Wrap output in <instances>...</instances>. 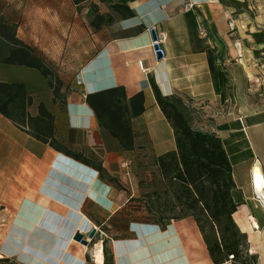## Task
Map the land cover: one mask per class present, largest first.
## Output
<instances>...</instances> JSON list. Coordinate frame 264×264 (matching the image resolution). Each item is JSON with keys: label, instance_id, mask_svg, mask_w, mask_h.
Listing matches in <instances>:
<instances>
[{"label": "crops", "instance_id": "1", "mask_svg": "<svg viewBox=\"0 0 264 264\" xmlns=\"http://www.w3.org/2000/svg\"><path fill=\"white\" fill-rule=\"evenodd\" d=\"M189 1L194 6L184 11ZM255 1L264 5V0ZM246 4L0 0V15L17 25L21 40L53 67L60 61L63 69L76 65L72 74H58L62 101L54 100L47 77L34 67L0 61V82L23 84L31 98L28 114L37 117L43 105L53 116L58 142L89 161L70 157L37 138L30 125L0 113V257L24 264H89L91 258L99 264L95 249L74 240L76 232L86 236L95 229L103 234L97 247L106 238L114 264H215L193 216L162 225L129 220L123 211L138 191V163L176 150L174 129L156 101L153 80L164 96L182 98L192 125L219 135L228 152L236 183L232 194L239 204L234 219L246 234L247 247L241 259L221 264H264V192L254 186L252 174L260 163L264 175V40H255L252 26L250 34L244 33ZM92 5L104 16L98 28L91 25ZM72 6L78 16L72 30L80 34L73 44L63 43V57L56 60L54 50L40 44L32 22L39 14L55 13L71 30ZM152 26L167 34L164 58L154 54ZM114 86H123L129 97L140 91L145 95L146 110L133 121V150L122 148L99 125L86 102L89 93Z\"/></svg>", "mask_w": 264, "mask_h": 264}, {"label": "trees", "instance_id": "2", "mask_svg": "<svg viewBox=\"0 0 264 264\" xmlns=\"http://www.w3.org/2000/svg\"><path fill=\"white\" fill-rule=\"evenodd\" d=\"M74 1L79 2V0ZM120 7L122 6H113L114 9ZM92 9L94 16L91 25L98 28L104 16L96 6L92 5ZM0 61L37 68L47 77L53 90L54 100L65 99V94L61 93L62 80L55 74L53 65L35 47L21 40L17 36V25L3 15H0ZM151 85L158 105L174 129L176 150L160 155L154 160L152 167H149L165 184V192L169 190L172 192L174 203L171 206L180 208V213L172 217L161 215L154 217L151 215L155 211L150 206V200L148 202L142 200L133 205L136 201L135 197L130 198L123 211L130 217L129 220L144 219L162 225L167 224L172 218L193 216L215 264L230 260V254L234 255L233 260L241 259L242 252L247 247V237L234 219V213L239 205L232 194L236 183L232 163L222 138L194 127L187 113V105L182 98L175 95L164 96L153 80ZM86 102L94 111L99 125L107 129L122 148L126 150L135 148L137 133L133 121L146 110L143 91L129 97L123 86H114L89 93ZM30 103L31 98L27 95L23 84L0 82V113L18 125H30L37 138L49 142L70 157L88 164L89 161L81 154L71 152L58 142L54 134L53 116L43 105L40 106L37 117L28 114ZM143 166L140 161L138 167L141 169ZM95 169L100 174L104 172L100 165ZM157 189L153 188L150 197L155 195L152 200L160 204V191ZM146 207L147 213L150 214L140 216L139 209ZM243 242L246 246L241 248ZM103 251L104 264H114L106 240H103ZM0 264L24 263L14 258L0 257Z\"/></svg>", "mask_w": 264, "mask_h": 264}, {"label": "rangeland", "instance_id": "3", "mask_svg": "<svg viewBox=\"0 0 264 264\" xmlns=\"http://www.w3.org/2000/svg\"><path fill=\"white\" fill-rule=\"evenodd\" d=\"M246 2L247 4L243 11L244 13L241 16L242 21L244 22L245 28H246L244 33L250 34L249 29L252 26L253 28L257 30V33L254 36L255 40H260V41L264 40V5L259 6V3L257 2L256 4L255 0H252V1L246 0ZM75 10L73 9V6H72V10L70 12L71 30L63 28V26L61 25L62 16H59L58 14H55V13L54 14H43V15L39 14L35 16V20H33L32 22V24L34 25V33L36 37L39 38L40 44L41 43L44 45L48 44L51 47V49L54 50L53 56L56 58V60L58 58L59 60H61L63 57L61 48L64 42L70 41L72 43L78 40V35L80 34V32L78 30H76V32L75 30H72L74 22L78 19V16H74ZM47 21H49V23H47ZM50 22H52L54 25L52 26ZM49 43L50 44L53 43V45H50ZM48 45L44 47H47ZM54 67H53V70L55 74H57L58 76V74H67V73L72 74V70H74L76 65L72 62V63H69V67L67 69H63L61 61H60V63L58 65L56 64ZM186 109L188 110L187 113L189 115V112H190L189 108L187 107ZM189 118L191 117L189 116ZM141 162L143 163L144 166L143 168L141 169L139 168V170H137L138 191H136V194L134 195L136 201L134 204L133 203L132 204L135 205L137 204V202H140L142 200L145 202H148V200H150L151 202L150 206L155 211L153 214H151L152 216L159 217L161 215V216H171L172 217V216L178 215L180 213V208L178 207L173 208L171 206L174 203L172 192L170 190L169 192H165L166 191L165 184L162 182L161 178L158 177V175H154L155 173H153L152 168H150L152 167V163L154 162V160L143 158ZM154 176L156 177L154 178ZM153 188L155 189L158 188L157 190L160 191V198H159L160 204L158 203L156 204L154 203V200H152L154 199L153 197H155V195H152V197H150V194L153 192L152 191ZM139 210L141 211L139 213L140 216H146L150 214L149 212L147 213L148 211L147 207L145 209H139ZM158 210L160 211L157 212ZM86 237L89 240V245H90L89 250L92 251L93 249L96 250L97 248H99V246L97 247L96 241L98 238L103 237V234H101L100 232H97L96 235L94 236L95 238H92V239L88 238V235H86ZM106 246L109 252L111 253L112 251L110 248L109 241L107 239H106ZM245 246L246 244L243 242L241 248ZM101 248L103 250V246ZM95 258H96V261L98 262L97 257ZM103 258L105 259L104 251H103ZM103 258H102V264H103ZM93 260L94 259L89 258V264H96L95 261Z\"/></svg>", "mask_w": 264, "mask_h": 264}, {"label": "built area", "instance_id": "4", "mask_svg": "<svg viewBox=\"0 0 264 264\" xmlns=\"http://www.w3.org/2000/svg\"><path fill=\"white\" fill-rule=\"evenodd\" d=\"M193 6H194V3L189 1V2L184 4L183 9H184V11H189L193 8ZM229 26H230L231 30L235 29V27H236L235 23L232 20L229 22ZM153 30L156 33V38L153 39V43H152V46L154 48V54L156 57L164 58L166 55V51H165L163 44L167 38V34L165 32L158 31L155 26H152L150 28V31H153ZM200 34H204V30H200ZM77 76H78V80L81 79L79 74ZM123 166H124V168L129 169V163L128 162H125L123 164ZM229 259L233 260L234 255L230 254Z\"/></svg>", "mask_w": 264, "mask_h": 264}, {"label": "bare ground", "instance_id": "5", "mask_svg": "<svg viewBox=\"0 0 264 264\" xmlns=\"http://www.w3.org/2000/svg\"><path fill=\"white\" fill-rule=\"evenodd\" d=\"M259 164L256 163L252 168L254 186L260 192H264V175L262 173V170H261V167L259 166ZM93 253H94L93 256L97 257L99 264H102V258H103L102 248L101 247L97 248L95 251H93Z\"/></svg>", "mask_w": 264, "mask_h": 264}, {"label": "water", "instance_id": "6", "mask_svg": "<svg viewBox=\"0 0 264 264\" xmlns=\"http://www.w3.org/2000/svg\"><path fill=\"white\" fill-rule=\"evenodd\" d=\"M151 35L152 38L155 39L156 38V33L155 31H151ZM96 230L92 229L91 232H89L88 234V238H93L95 236ZM74 240H76L77 242H80L83 245H88L89 244V240L87 239V237L85 236V234H83L82 232H76L74 235Z\"/></svg>", "mask_w": 264, "mask_h": 264}]
</instances>
